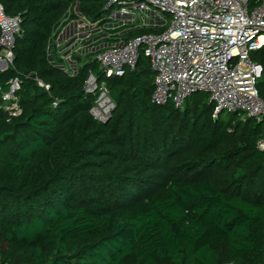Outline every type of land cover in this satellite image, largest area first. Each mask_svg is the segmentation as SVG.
Segmentation results:
<instances>
[{"label":"trees","instance_id":"trees-1","mask_svg":"<svg viewBox=\"0 0 264 264\" xmlns=\"http://www.w3.org/2000/svg\"><path fill=\"white\" fill-rule=\"evenodd\" d=\"M0 2L22 29L13 63L0 65V105L22 83V113L0 109V264H264V119L215 116L204 92L156 104L143 50L123 76L77 54L70 67L62 29L105 26L109 0ZM251 57L264 68V47ZM91 72L116 103L106 122L91 113ZM257 87L264 99V71Z\"/></svg>","mask_w":264,"mask_h":264},{"label":"built area","instance_id":"built-area-1","mask_svg":"<svg viewBox=\"0 0 264 264\" xmlns=\"http://www.w3.org/2000/svg\"><path fill=\"white\" fill-rule=\"evenodd\" d=\"M107 6L111 16L123 17L125 24L167 27L160 33L123 38L99 52L102 75H125L135 68L143 50L155 73L156 104L172 102L181 108L191 95L204 92L215 104V116L239 111L242 119H264V99L257 87L264 68L251 57L264 47V0L255 7L250 0H109ZM158 12L165 16H157ZM0 31V65L9 66L22 34L21 20L9 16L1 2ZM21 84L13 78L3 93L0 109L9 119L22 113ZM85 91L97 97L92 115L100 122L109 120L116 103L107 84L91 72ZM258 146L264 150V135Z\"/></svg>","mask_w":264,"mask_h":264},{"label":"crops","instance_id":"crops-1","mask_svg":"<svg viewBox=\"0 0 264 264\" xmlns=\"http://www.w3.org/2000/svg\"><path fill=\"white\" fill-rule=\"evenodd\" d=\"M119 20V21H118ZM123 17L117 16L116 18H114L113 16H109V22L101 27L98 23H90L89 21H87L84 18H79V19H75L72 20L71 22V27L72 30H67L65 31V27L62 29V33L60 34L61 36V40L60 38L58 39V44L61 45L60 51L62 52V56L67 60L68 64L71 66H73L74 68L76 67V62L75 60L71 59V54L70 51L71 49L74 47V45H71L74 42V39H77L78 41H83L85 45H89L90 43L93 44V49L94 48H98V45H96L95 40L98 39V37H96V35H92L90 34V32L85 31V28L89 29H97V30H101L104 31L103 34V38L104 40H115L114 42H108L105 43V46L102 48V50H104L105 48L109 47L110 45L118 42L119 40L125 38L124 33L133 28V27H141L140 24H125L123 23ZM110 21H112L110 23ZM86 24V27H83L82 25ZM110 26V27H109ZM110 28H112L113 30H110ZM66 33V34H65ZM118 33V34H116ZM115 34L118 37H115V39L111 38L110 35ZM59 36V37H60ZM70 46V47H69ZM96 46V47H95ZM68 49L66 51H64L65 48ZM100 50V52L102 51ZM70 57V58H69ZM69 58V59H68ZM69 60V61H68Z\"/></svg>","mask_w":264,"mask_h":264},{"label":"rangeland","instance_id":"rangeland-1","mask_svg":"<svg viewBox=\"0 0 264 264\" xmlns=\"http://www.w3.org/2000/svg\"><path fill=\"white\" fill-rule=\"evenodd\" d=\"M157 16H160L161 18H163L165 15H161L159 12L157 13ZM116 18V17H114ZM77 20V19H76ZM119 21V20H118ZM112 21H110L111 23ZM72 22H69L66 27H65V31L67 30H72V27H71V24ZM141 24L143 23V21L140 22ZM144 25V24H143ZM110 27V26H109ZM88 28H85V31H89L90 34L92 35H96V37H98L97 40H95L96 42V45H98V48H92L93 47V44H89V45H85L84 44V40L83 41H78L77 42V39H74V42L71 44V45H74V47L71 49L70 51V54L71 56L74 54V55H81L83 58L85 59H89V58H96V55L100 52V50H102V48L105 46V43H108V42H114L115 40H104L103 38V34H104V31H101V30H97V29H89L87 30ZM110 30H113L112 28H110ZM103 33V34H102ZM66 34V33H65ZM118 34V33H116ZM111 38L115 39V37H118L116 36L115 34L113 35H110ZM108 41V42H106ZM70 47V46H69ZM96 47V46H95ZM68 49L65 48L64 51H66ZM225 114H226V111H225Z\"/></svg>","mask_w":264,"mask_h":264},{"label":"water","instance_id":"water-1","mask_svg":"<svg viewBox=\"0 0 264 264\" xmlns=\"http://www.w3.org/2000/svg\"><path fill=\"white\" fill-rule=\"evenodd\" d=\"M60 38V40H61V36L59 37ZM52 42V40H50V43ZM51 48H52V45L50 44L49 45V51L51 50ZM50 58H51V56H50Z\"/></svg>","mask_w":264,"mask_h":264}]
</instances>
